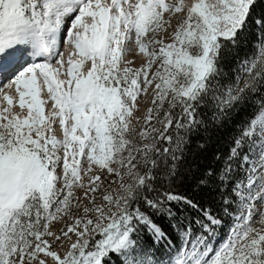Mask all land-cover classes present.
<instances>
[{"label":"snow or ice","instance_id":"1","mask_svg":"<svg viewBox=\"0 0 264 264\" xmlns=\"http://www.w3.org/2000/svg\"><path fill=\"white\" fill-rule=\"evenodd\" d=\"M256 3L0 0V264H264V211L253 226L264 201V32L258 59L225 62ZM133 45L140 67L129 66ZM209 123L238 134L224 165L180 194L191 134ZM212 176L215 208L195 198ZM69 216L62 235L52 230Z\"/></svg>","mask_w":264,"mask_h":264},{"label":"trees","instance_id":"2","mask_svg":"<svg viewBox=\"0 0 264 264\" xmlns=\"http://www.w3.org/2000/svg\"><path fill=\"white\" fill-rule=\"evenodd\" d=\"M255 18H264V0H257L251 16L248 19L246 28L238 33L235 47L228 45V51L225 53V62L227 67L235 69L237 64L244 59H258L260 56V35L264 29H258L255 23ZM169 133L175 137L180 135L174 128L169 130ZM237 133V125L235 123L223 126H216L209 123L207 129H200L197 133H192L190 137V144L187 148L184 160L181 167L176 174L175 181L172 185L174 191L180 194H187L189 196L193 193L195 186V178L200 177L209 169L218 171L224 165V158L227 156L231 146V139ZM199 144H204L203 148H199ZM165 146H174L173 144H166L161 141L157 147L161 150ZM220 159L217 160L216 157ZM218 182L215 176L209 178V183L198 190L196 199L205 206H219L220 191ZM168 233L169 237L176 241L178 239V231L172 227L171 221L166 218H160L158 221ZM176 223H179V216ZM185 225L187 221L184 222ZM181 229L184 225L180 226ZM227 225L225 226V231ZM193 231L196 228L193 225ZM198 234V233H197ZM223 234V233H221Z\"/></svg>","mask_w":264,"mask_h":264},{"label":"rangeland","instance_id":"3","mask_svg":"<svg viewBox=\"0 0 264 264\" xmlns=\"http://www.w3.org/2000/svg\"><path fill=\"white\" fill-rule=\"evenodd\" d=\"M173 23H175V21H173ZM167 39L168 37H165L166 41ZM133 49H134V45H133ZM61 50L67 53L70 49L68 48L66 44H63L61 47ZM127 58L130 61L129 66H132V67H140L145 60L143 54L139 53L138 50H135V49L127 55ZM6 77L7 78L3 81V83H7L8 80L11 79V76H6ZM41 96L43 97V99L44 98L47 99V97L44 96L43 93L41 94ZM138 99H139V105H138V108L134 112V116L132 117L133 123L131 127L133 128V132H132L133 136H138L139 131L143 130L146 127L143 117L147 115V108L151 107V103H150L151 93H149L148 96H145L142 94ZM50 105H51V102L49 101V103L45 106L46 110L50 107ZM17 110H18V106H17ZM56 131L57 133L60 132L58 126L56 127ZM83 166L85 168L87 167L86 160ZM105 179L110 181V180L118 179V178L107 176L105 177ZM244 182L245 184L247 183L246 180ZM115 187H116V184H113V189H115ZM82 195H83L82 192L77 193V196L82 197ZM260 211H264V201L254 202L253 203V226L254 227H259V219H260L259 212ZM244 212H245V209H240L237 214L244 213ZM73 219H74L73 216H69L66 220L58 219V220L50 221L49 223L53 231H56L57 229H59L61 231L58 232L57 234L62 235V231L66 229V223H71ZM73 239H75L74 236H73Z\"/></svg>","mask_w":264,"mask_h":264},{"label":"bare ground","instance_id":"4","mask_svg":"<svg viewBox=\"0 0 264 264\" xmlns=\"http://www.w3.org/2000/svg\"><path fill=\"white\" fill-rule=\"evenodd\" d=\"M45 91H46V88H45ZM41 98H43L42 96H41ZM45 99V98H44Z\"/></svg>","mask_w":264,"mask_h":264}]
</instances>
